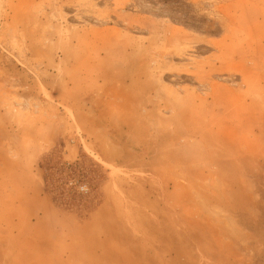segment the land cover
I'll return each instance as SVG.
<instances>
[{"label":"rangeland","instance_id":"rangeland-1","mask_svg":"<svg viewBox=\"0 0 264 264\" xmlns=\"http://www.w3.org/2000/svg\"><path fill=\"white\" fill-rule=\"evenodd\" d=\"M0 264H264V0H0Z\"/></svg>","mask_w":264,"mask_h":264},{"label":"trees","instance_id":"trees-1","mask_svg":"<svg viewBox=\"0 0 264 264\" xmlns=\"http://www.w3.org/2000/svg\"><path fill=\"white\" fill-rule=\"evenodd\" d=\"M69 169H70V170H72V169H73V167H72V168L70 167Z\"/></svg>","mask_w":264,"mask_h":264}]
</instances>
